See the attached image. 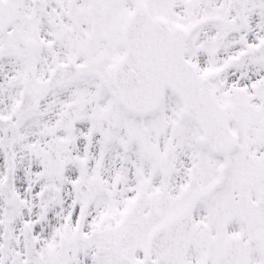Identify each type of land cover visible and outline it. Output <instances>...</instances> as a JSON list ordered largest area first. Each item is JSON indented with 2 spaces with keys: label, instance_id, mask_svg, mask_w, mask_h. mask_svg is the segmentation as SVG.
<instances>
[{
  "label": "snow or ice",
  "instance_id": "obj_1",
  "mask_svg": "<svg viewBox=\"0 0 264 264\" xmlns=\"http://www.w3.org/2000/svg\"><path fill=\"white\" fill-rule=\"evenodd\" d=\"M0 264H264V0H0Z\"/></svg>",
  "mask_w": 264,
  "mask_h": 264
}]
</instances>
